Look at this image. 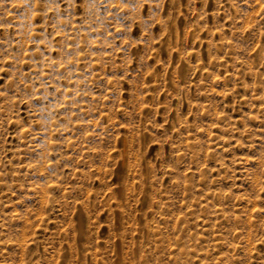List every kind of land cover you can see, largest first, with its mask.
<instances>
[{
    "label": "rangeland",
    "instance_id": "obj_1",
    "mask_svg": "<svg viewBox=\"0 0 264 264\" xmlns=\"http://www.w3.org/2000/svg\"><path fill=\"white\" fill-rule=\"evenodd\" d=\"M0 264H264V0H0Z\"/></svg>",
    "mask_w": 264,
    "mask_h": 264
}]
</instances>
